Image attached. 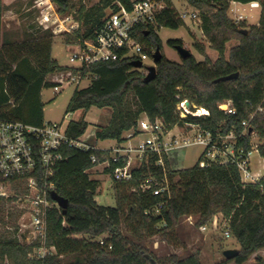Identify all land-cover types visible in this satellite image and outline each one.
<instances>
[{
  "label": "trees",
  "instance_id": "16d2710c",
  "mask_svg": "<svg viewBox=\"0 0 264 264\" xmlns=\"http://www.w3.org/2000/svg\"><path fill=\"white\" fill-rule=\"evenodd\" d=\"M52 1L59 6L61 14L72 7L69 0ZM117 1L127 8L132 6V0H101L99 5L89 9L81 6L79 20L89 26L83 34L77 32L67 41L91 37L94 28L102 23L105 10L117 9L114 5ZM164 1L167 6L157 17V27H140L137 31L138 40L149 49L163 48L157 29L184 26L172 1ZM233 1L247 4L258 0ZM190 3L201 11L202 30L219 54L218 59L197 61L192 55L177 62L163 56L157 64V76L151 82L145 81L147 74L134 68L131 59L99 62L83 69L96 79L75 90L67 113L111 109L109 123L97 130L98 141L122 142L124 134L135 129L143 115L152 121L162 118L170 127L186 121L199 123L213 133L218 130L228 133L232 128L241 133L242 122L260 105L263 110L257 112L251 128L264 139V1L259 24L249 26L247 34L241 32L247 29L245 22L236 23L229 18L230 1L190 0ZM234 39L239 44L230 50L227 58V44ZM52 44L53 35L49 32L39 37L12 39L9 33L2 32L0 14L1 117L35 126L44 123L42 91L55 86L49 76L64 71L78 72L52 58ZM168 44L175 48L181 41L169 40ZM195 47L205 54L203 46L196 44ZM234 73H239L237 79L216 82ZM226 100L233 102L236 115H226L219 110L218 104ZM184 101H189L196 109L205 108L209 114H187L181 120L178 106ZM88 127L85 119L73 120L68 123V133L77 138ZM250 142L248 134L241 138L240 145L249 150ZM258 150L264 159V143ZM94 154L100 159L97 150L85 152L70 148L58 166L54 192L68 201V207L65 215L59 208L49 210L46 246L54 247L56 253L44 259L30 257L40 243L27 245L19 240L17 223L22 213L10 212L6 222V203L11 200L0 198V222L13 228L0 229V264H202L199 250H193L185 259L176 255L159 258L127 236L124 227L140 239L163 233L168 241H173L183 217L197 216L196 227L200 228L218 214L229 222L239 244L240 253L233 259L236 264H244L252 255L264 250V176L258 184L244 185L235 165L212 164L200 168L196 164L192 168L173 170L166 162L164 171L156 165L157 157H153L134 171L131 181L114 180L118 204L112 208L98 205L94 199L100 182L91 179L87 172L94 166L91 162ZM150 177L161 184L166 181L168 189L164 194L138 190ZM159 204H163L162 209L155 214L153 210Z\"/></svg>",
  "mask_w": 264,
  "mask_h": 264
},
{
  "label": "built area",
  "instance_id": "2783aa9c",
  "mask_svg": "<svg viewBox=\"0 0 264 264\" xmlns=\"http://www.w3.org/2000/svg\"><path fill=\"white\" fill-rule=\"evenodd\" d=\"M226 1L233 4L231 10L235 13L236 23L245 20L246 17L235 5H249L251 9L260 6V0L247 4L233 0ZM173 4L183 22L202 23L198 10L193 8L190 0L178 1L179 6L177 2ZM114 5L117 9L110 8L102 23L94 28L91 37H78L76 41L70 43L69 60L72 65L69 67L78 72L64 71L52 75L53 78L50 80L55 83L53 87L55 92L58 93L65 87L74 86L76 89H81L86 87L87 83L91 84L96 76L85 73L83 69L99 62L123 59L140 61L142 62L140 70L148 73L149 66H145V61L154 62L153 55L156 50L149 49L141 43L137 38V31L140 27L146 29L152 25L157 27V17L167 4L164 0H132L131 8H127L119 1ZM41 23L45 24L46 29H52L57 33L73 34L80 32L81 27L72 17H58L56 14L54 16L51 11L43 14ZM218 108L226 115L237 113L231 100L219 103ZM178 110L181 120H184L187 114L194 115L188 111L183 102L179 104ZM262 110L260 105L248 119L242 122L244 130L241 133H237L234 128L228 133H223L222 130L213 133L204 129L199 123L186 121L170 127L162 118L152 121L147 115H143L137 127L124 134L122 142L110 140L111 144L107 147L93 144L91 139L97 141V132H88V129L80 137H71L68 133V123L65 121L44 122L40 126H35L0 116V175L3 179L0 183V198L11 200L8 201L11 202V208L22 213L19 222L21 225L19 240L29 245L40 243L30 257L44 259L56 253L54 247L46 246L48 213L53 208L60 209L52 199V194L56 187L58 166L66 158L67 149L99 151L101 160L96 154L91 157L93 167L103 165L105 172L112 169L108 174L114 180L127 182L133 179L135 170H139L143 164H148L153 157H157L156 165L166 171V162L173 169L170 165L171 153L192 146H201L202 152L197 162L200 168L212 164L235 165L244 185L258 184L264 176V164L263 172H256L252 165L253 146L250 142L251 149L248 150L240 145V140L248 134L250 136L257 134L251 128V122L257 112ZM139 136H144V139L138 140ZM165 182L161 184L154 177H150L141 183L138 190L152 191L154 195L164 194L168 189ZM162 206L163 204H159L153 212L159 214ZM210 227L213 231L223 232L226 238L233 236L229 222L223 215L221 218L215 217ZM210 227L204 225L201 230L206 231ZM25 233H27L26 238L23 236Z\"/></svg>",
  "mask_w": 264,
  "mask_h": 264
},
{
  "label": "rangeland",
  "instance_id": "374dc122",
  "mask_svg": "<svg viewBox=\"0 0 264 264\" xmlns=\"http://www.w3.org/2000/svg\"><path fill=\"white\" fill-rule=\"evenodd\" d=\"M100 1L101 0H69L72 7L66 14H61L59 12V6L52 0H0L2 32L9 33L11 38L16 40L39 37L45 32H49L53 35L52 58L60 65L70 66L72 64L69 60L71 54V47L69 45L70 43H73V41H76V39L70 42H68L67 39L69 36H76L77 32L73 34L67 32L57 33L52 29H46L45 24L41 23L43 14L51 11L54 16L55 14L58 17L70 16L75 22L80 24V32L84 33L89 25H86L79 20L78 11L81 6H85L89 9L95 5H99ZM171 1L172 3L177 2L178 5V1L180 0ZM263 1L264 0H260V6L253 9H251L249 5H235V7L246 17V19L241 22L246 23L247 31L249 26L259 24ZM232 7L233 4H230L227 14L230 19L235 21L236 16L231 10ZM110 8L111 7L105 10V15L110 11ZM198 12L201 15V11L198 10ZM156 33L162 40L163 48L161 49V52L163 56L172 61L181 62L182 59L178 51L169 46V40L181 41V45L190 50L197 61L209 59L211 62H215L219 57V54L211 47V44L203 32L202 23L188 21L184 22V26L179 29L162 27L157 29ZM196 44L205 48L204 55L196 49ZM238 44L239 41L237 39H234L227 44L225 55L227 58L229 57L230 50ZM152 65H154L152 60L145 61L146 67ZM143 73L146 74L147 72L143 71ZM51 78L53 77L49 76V79ZM87 84L86 86L89 85ZM75 89L76 88L74 86L65 87L58 93L54 91L53 87L43 89L41 96L44 104V122L61 123L62 121H65L66 123H69L73 120L85 119L89 123L88 132L92 133H95L100 128L105 127L109 123L111 109L92 108L87 112L79 110L75 113H67V108L74 95ZM183 103H185V101ZM188 111L194 113L195 115L197 113L196 108L188 109ZM137 139L143 140L144 136H139ZM136 140H133V142H136ZM91 142L93 144L96 143L98 147H107L111 144L110 141H96L93 138L91 139ZM263 143L264 139H261L257 134L251 136V145L253 146V169L256 172L261 171V173L263 172L262 166L264 164V160L259 153L258 147ZM201 152V146H192L178 150L171 153L170 165L173 169L192 168L197 164ZM88 173L91 179H96L100 182L94 198L97 204L105 207H117L118 203L114 191V179L111 175L104 171L103 165L93 167L88 170ZM12 211L14 212L16 210L11 208V202L7 201L4 219L6 222L9 221L8 214ZM217 216L221 218L222 215L218 214L214 216L213 219ZM197 218V216L183 217L176 230L175 239L173 241H168L163 233L153 237L140 239L132 235L127 227H124V232L134 242L144 245L149 249V251L155 253L159 258L176 255L180 259H185L191 255L193 250H199L202 264H219L222 262H227L226 264H236L234 260H227L223 255V252L227 249L240 248L235 238L233 236L231 238H226L224 237L223 232L213 231L210 227L213 219L210 223L206 224L209 225L210 228L206 231H202L201 227H196ZM19 222H21V218L17 223L20 229L21 225ZM3 224V222H0V229L3 231L13 229L9 227L10 224ZM160 227H163V225H160ZM244 264H264V250L252 255Z\"/></svg>",
  "mask_w": 264,
  "mask_h": 264
},
{
  "label": "water",
  "instance_id": "95a60500",
  "mask_svg": "<svg viewBox=\"0 0 264 264\" xmlns=\"http://www.w3.org/2000/svg\"><path fill=\"white\" fill-rule=\"evenodd\" d=\"M241 32L243 34H247V29H243ZM175 49L178 51L181 59H186V58H189L193 55L190 50L186 49L182 45H176ZM162 58H163V54L161 52V49L157 48L154 55H153L154 65L148 67V73H147L146 78H145L146 82H151L156 78V76H157V64L162 60ZM132 65L136 69L142 68V62H140V61H134ZM238 77H239V73H234L232 75L223 77V78L217 80L216 82H218V81H229V80L237 79ZM185 107L187 109L195 108L189 101L185 102ZM194 116H197V115L194 114ZM52 199L58 204L60 209L63 211L62 213L65 215L67 212L68 201L55 192L52 194ZM27 222H29V221H27ZM23 236L26 238L27 233H25ZM239 253H240L239 249H227L223 252V255L225 256V258L227 260H233L239 255Z\"/></svg>",
  "mask_w": 264,
  "mask_h": 264
},
{
  "label": "bare ground",
  "instance_id": "6f19581e",
  "mask_svg": "<svg viewBox=\"0 0 264 264\" xmlns=\"http://www.w3.org/2000/svg\"><path fill=\"white\" fill-rule=\"evenodd\" d=\"M196 110H197V113H196L197 116H203V115L208 114L205 108H197Z\"/></svg>",
  "mask_w": 264,
  "mask_h": 264
},
{
  "label": "crops",
  "instance_id": "0c3cea01",
  "mask_svg": "<svg viewBox=\"0 0 264 264\" xmlns=\"http://www.w3.org/2000/svg\"><path fill=\"white\" fill-rule=\"evenodd\" d=\"M264 160V159H263Z\"/></svg>",
  "mask_w": 264,
  "mask_h": 264
}]
</instances>
